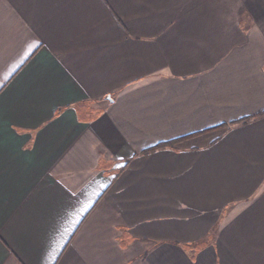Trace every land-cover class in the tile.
I'll list each match as a JSON object with an SVG mask.
<instances>
[{
  "label": "crops",
  "instance_id": "obj_1",
  "mask_svg": "<svg viewBox=\"0 0 264 264\" xmlns=\"http://www.w3.org/2000/svg\"><path fill=\"white\" fill-rule=\"evenodd\" d=\"M0 264H264V0H0Z\"/></svg>",
  "mask_w": 264,
  "mask_h": 264
},
{
  "label": "trees",
  "instance_id": "obj_2",
  "mask_svg": "<svg viewBox=\"0 0 264 264\" xmlns=\"http://www.w3.org/2000/svg\"><path fill=\"white\" fill-rule=\"evenodd\" d=\"M249 120H244V121H242L241 123H247ZM165 147H167L166 145H161V146H158L157 148H154V149H152V150H150V151H148V152H146V153H150V152H154V151H157L158 149H163V148H165Z\"/></svg>",
  "mask_w": 264,
  "mask_h": 264
},
{
  "label": "water",
  "instance_id": "obj_3",
  "mask_svg": "<svg viewBox=\"0 0 264 264\" xmlns=\"http://www.w3.org/2000/svg\"><path fill=\"white\" fill-rule=\"evenodd\" d=\"M107 99H108V100H111V98H110V97H108Z\"/></svg>",
  "mask_w": 264,
  "mask_h": 264
},
{
  "label": "snow or ice",
  "instance_id": "obj_4",
  "mask_svg": "<svg viewBox=\"0 0 264 264\" xmlns=\"http://www.w3.org/2000/svg\"><path fill=\"white\" fill-rule=\"evenodd\" d=\"M106 187V186H105Z\"/></svg>",
  "mask_w": 264,
  "mask_h": 264
}]
</instances>
